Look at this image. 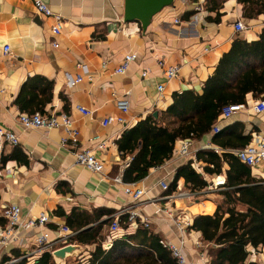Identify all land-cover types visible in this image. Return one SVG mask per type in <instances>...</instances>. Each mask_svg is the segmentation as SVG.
<instances>
[{"label":"crops","instance_id":"crops-1","mask_svg":"<svg viewBox=\"0 0 264 264\" xmlns=\"http://www.w3.org/2000/svg\"><path fill=\"white\" fill-rule=\"evenodd\" d=\"M42 1L51 8L53 16L38 13L35 0H0V127L19 137L17 145L0 140V213L16 203L24 219L37 220L47 214L50 221L40 228L18 231L22 243L5 248L0 263L13 249L21 253L33 251L39 232L46 231L54 237L69 218L76 234L78 224L87 217L93 220L101 215L98 222H102L108 218V211L112 216L120 213L132 205L125 185H133L145 190L136 210L149 216V230L162 239L184 241L191 264H208L207 244L201 232L191 230L190 226L195 216L215 212L223 198L221 192L229 187L226 183L224 189L214 192L208 191L209 186L218 176L227 181L229 164L224 163L222 173L209 174L204 168L210 164L198 155L203 150H215L219 155L233 150L235 155L237 147L242 146L238 141H232L233 148L230 144L215 143L216 124L221 130L230 127V131L249 134L248 144L264 138V114L254 111L256 102L263 98L247 93L239 103L244 108L230 118L220 116L211 132L198 140L183 139L191 143L189 155L178 154L183 141L178 140L172 157L151 168L137 182L123 181L134 153H124L119 141L139 121L149 115L159 117L173 103L176 93H202L234 42L255 41L264 34V13L252 19L245 17L240 0H175L143 29L139 22L124 20L125 0ZM239 19L247 26L241 32L234 27ZM58 21L61 31L53 34L52 27ZM55 41L57 46L53 45ZM7 45L9 53L4 52ZM131 53L136 54L135 60L125 72L118 73L125 56ZM172 67H179V72L169 79L165 72ZM69 77L82 80L70 84ZM30 78L37 79L23 89ZM160 84L164 85L162 92L158 89ZM21 96L23 106L19 103ZM121 101H128L127 112L120 109ZM79 105L91 114L80 112ZM36 112H56L59 118L61 114L68 116L78 131L77 146L62 143L66 136L62 126L48 130L21 124V114ZM108 116L122 118L124 122L115 120L104 125ZM81 150H89L100 158L104 171L93 172L78 164L75 154ZM188 163L202 174L207 185L192 189L181 177L172 191H164L161 182L170 187L178 168ZM250 168L252 176L264 179V162ZM181 191L196 195L184 198L178 196ZM167 195L174 197L165 198ZM122 217L125 222L127 216ZM175 218L190 220L184 232L178 229ZM126 224L128 228L123 230L127 234L140 228ZM108 229L109 225H105L102 232L106 234ZM196 241H201V245ZM73 244L79 250L76 255L67 256L65 262L80 254L89 257L94 249V245L86 243ZM260 250H252L251 257L263 264L264 246Z\"/></svg>","mask_w":264,"mask_h":264},{"label":"trees","instance_id":"trees-1","mask_svg":"<svg viewBox=\"0 0 264 264\" xmlns=\"http://www.w3.org/2000/svg\"><path fill=\"white\" fill-rule=\"evenodd\" d=\"M240 2L244 5L245 17L249 19L264 13V0ZM35 79L27 80L23 89ZM247 93L264 98V34L255 41L234 42L231 50L220 59L213 76L206 81L202 93L192 90L176 93L173 103L159 117L149 115L124 132L119 148L134 155L124 171L123 181L137 182L145 178L151 168L172 157L178 140H198L211 132L223 107L242 103ZM19 103L23 106L22 96ZM249 139V134L230 131V127L213 136V141L221 146L230 144L233 148L232 141H238L242 145L237 147L239 149L245 147ZM232 151L221 155L215 150L199 153V158L210 164L204 168L206 173H222L224 163L229 164L226 171L229 189L221 192L223 198L217 203L215 212L195 216L190 229L201 232L207 244L208 264H262L258 259H252L251 255L252 250L258 251L264 246V179L252 176L250 166L242 163ZM181 177L192 189L207 185L202 174L188 163L178 168L169 191L175 188L176 180ZM108 214L105 221L98 222L102 217L98 215L93 220L87 217L78 224L71 243L94 245V249L89 257L80 254L63 264H176L171 252L160 243L161 236L142 227L134 233L115 238L112 247L107 249L105 244L110 238V231L108 229L106 234L102 231L105 225L110 228L114 220L111 211ZM3 222L0 217V223ZM93 222L98 223L87 229L86 226ZM120 224L122 229L128 228L124 217L120 219ZM67 225L71 228L70 218ZM11 255L18 258L24 254L13 249ZM11 259L6 254L2 263ZM11 264L58 262L51 252L46 251L37 258L23 257Z\"/></svg>","mask_w":264,"mask_h":264},{"label":"built area","instance_id":"built-area-1","mask_svg":"<svg viewBox=\"0 0 264 264\" xmlns=\"http://www.w3.org/2000/svg\"><path fill=\"white\" fill-rule=\"evenodd\" d=\"M35 8L38 13L44 14L46 16H53L54 13L51 8L42 0H35ZM201 9V6H199ZM60 18L57 17V20ZM236 31H244L247 26L244 24L243 20H237L234 24ZM61 31V23L58 21L52 27L53 34H59ZM54 46H57V42H53ZM4 52H10V46L7 45L4 47ZM136 54H128L125 56L122 65L118 69V73L125 72L133 60H135ZM179 67H172L169 68L165 74L166 76L171 79L178 76ZM82 80L81 77L73 79L69 77V83L74 84L80 82ZM160 92L164 90V85L160 84L158 86ZM119 107L124 112H127L129 109L128 101H121ZM244 108L243 104H230L222 109L221 117L223 119L230 118L233 114L240 111ZM78 110L85 115H90L91 111L84 106L79 105ZM254 111L257 114H264V98L259 99L256 104L254 105ZM21 124L26 128H44V129H53L56 127L62 126L65 129L66 136L62 139V143L66 144L71 142L73 146H77L78 142V131L74 129L73 123L68 116L65 114H61V118L58 117L56 112H49L48 114H42L40 112H36L34 114H21L19 117ZM124 122L122 118H115L114 116H108L104 119L103 124L109 125L112 124L114 121ZM214 132L217 133L221 131V127L216 124L214 127ZM0 140L10 142L13 145H17L19 143V137L12 131L6 130L0 127ZM190 141L183 140L178 148V154L182 156H187L190 153ZM76 161L78 164L87 167L89 170L93 172H103L104 171V163L100 158H98L95 154L91 153L89 150H81L76 152ZM235 155L238 157L239 160L244 162L245 164L254 167L260 162H264V138L261 137L256 144H248L244 148L236 150ZM117 182H121V178L116 179ZM226 178L223 176H218L209 186L208 191L219 192L226 187ZM162 188L164 191L169 189V185L166 182H161ZM125 192L132 197V205L126 207L120 213L114 215V220L110 225V238L105 244V247L111 248L113 240L117 237L122 236L125 234V231L121 228L120 224V217L122 215H126L127 219L126 222L128 223L129 227L133 228H146L149 229L151 225V221L149 216L144 215L143 213L136 210L138 204H141L140 199L144 195L145 190L141 188H134L133 185H125ZM196 193L190 191H181L178 196L184 198L192 199L195 197ZM173 195H167L165 198L173 199ZM0 217L4 219L3 223H0V256L5 248L16 245L19 246L22 241L21 238L17 235L18 231L24 229H32V228H40L45 226L49 221L50 218L47 214H42L37 220L34 219H24L22 215V210L19 204L12 203L7 206L2 213H0ZM175 224L177 225L178 229L181 232H184L186 228L190 225V220H186L183 222L178 218L174 219ZM75 233L71 230V228L64 224L61 225L54 237H51L50 234L46 231H41L36 236V248L33 251L24 252L22 257H14L10 254L11 260L4 264H11L18 262L23 257L29 258H37L43 252L49 251L52 254L55 250L66 246L71 243L72 237ZM160 243L167 248L173 258L176 261V264H191L189 259L184 250V241L181 243H175L167 239H161ZM197 245H201V241H196ZM3 264V263H0Z\"/></svg>","mask_w":264,"mask_h":264},{"label":"water","instance_id":"water-1","mask_svg":"<svg viewBox=\"0 0 264 264\" xmlns=\"http://www.w3.org/2000/svg\"><path fill=\"white\" fill-rule=\"evenodd\" d=\"M175 0H125L124 20L126 22H139L143 29L150 24L154 15L163 8L170 6ZM158 116V112H155ZM79 247L76 244H68L54 251L55 260L62 264L67 256L76 255Z\"/></svg>","mask_w":264,"mask_h":264},{"label":"rangeland","instance_id":"rangeland-1","mask_svg":"<svg viewBox=\"0 0 264 264\" xmlns=\"http://www.w3.org/2000/svg\"><path fill=\"white\" fill-rule=\"evenodd\" d=\"M256 252L258 253V252H262V251H261V250H260V251L258 250V251H256ZM262 261H263V264H264V260H262Z\"/></svg>","mask_w":264,"mask_h":264}]
</instances>
